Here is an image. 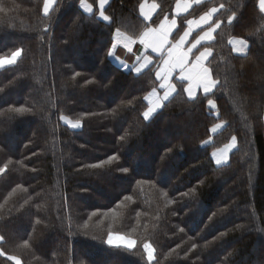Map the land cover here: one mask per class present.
<instances>
[{
  "label": "trees",
  "instance_id": "trees-1",
  "mask_svg": "<svg viewBox=\"0 0 264 264\" xmlns=\"http://www.w3.org/2000/svg\"><path fill=\"white\" fill-rule=\"evenodd\" d=\"M143 1L110 0L105 20L99 0H55L47 13L45 0H0V57L21 50L0 68V264H264L259 0H206L177 17L172 42L220 7L213 39L193 53L211 49L217 86L190 97L175 76V93L148 119L164 54L148 51L139 73L109 56L117 31L140 38L178 0H150L159 6L150 21ZM233 37L248 42L246 54ZM141 48L115 50L139 62ZM234 137L217 164L213 151ZM112 233L135 246L109 245Z\"/></svg>",
  "mask_w": 264,
  "mask_h": 264
},
{
  "label": "crops",
  "instance_id": "crops-1",
  "mask_svg": "<svg viewBox=\"0 0 264 264\" xmlns=\"http://www.w3.org/2000/svg\"><path fill=\"white\" fill-rule=\"evenodd\" d=\"M204 1H206V0H178L174 6V16L173 17H168V16L165 17L159 23V25L157 27L152 26V27L147 28L143 32L142 36L140 37L139 41H140L141 46L144 47V51H143V57L140 60V63L135 68V71L137 73L143 71L144 69H146L148 66H150L152 64L153 57L147 53L148 51L155 54V55L161 54L160 52L153 51L152 48L154 46H157L160 43V39L164 33H168L167 40H166L164 47H163V54L165 55V58L163 59L162 64L160 66V67H163V66L168 67V68H165L164 74H166L169 77L170 81L174 85L169 92L170 96L168 98H170L176 91V86L174 84L175 75H177L176 77L179 80L184 81L186 83V90L188 89L190 84L192 85L193 91H192L191 95L187 91V93L190 97H196L199 93H205L206 94V92L203 89V79H202L203 78V72H202L203 69L208 70L207 80L210 81L209 91L207 93H212L217 86V81L213 78L211 70L207 65V62H208V60L211 56V53H212L211 49L210 48H204V49L200 50V52L197 53L195 56L193 55V53L200 45L207 43L213 39L215 31L217 30V24L214 26H209V25L212 23V19H213L214 15L218 12L220 7H214L209 12L203 14L201 17L191 19L189 21L191 23L188 22V26H187L186 30L184 31V33L188 32L189 35L184 38L183 43H181V37L184 36V33L175 42H172V38H171L173 33L175 32V30L178 27L177 17L180 15L186 14L188 11L191 10V8L194 5L200 4ZM109 2H110V0H104V3L101 4V2L99 0V9H100L99 15L103 19H105L104 17H107V19H105V20H109V17L106 16L104 13V8L107 6V4ZM81 6L88 13H91L94 11V7L90 3H88L87 1H82ZM158 9H159L158 4L156 2H153L150 0H144L140 6L141 15L147 21H150L154 17V15L158 11ZM213 9H215V11H213ZM201 28H204V30L200 33V35L195 40L192 41V36H193L194 32L198 31ZM206 33L208 35H205ZM201 37H204V39H200ZM198 40L200 41L199 43H197ZM193 44H195L196 47L193 48L192 47ZM177 45H179V46L176 47ZM231 45H232L234 52L236 54H240V55L246 54L248 52V49H249L248 42L243 38L233 37L231 39ZM189 49H191V51H189ZM205 49L208 50V54L206 55V57L203 60H200L199 62H197L196 58L200 55V53L204 52ZM184 54H187L186 55L187 68L185 69V71L182 73L178 66L172 68L169 71V65H165L164 60H169L170 64H172L175 62V60L179 56L184 55ZM149 61H151V63H149ZM138 68L140 69L139 72L137 71ZM189 74L192 77L191 80L182 78V77H187ZM158 79H159V77H158ZM159 81H160V79H159ZM161 84L162 83L160 82V88L162 89ZM197 85H199V86H197ZM160 95H161V93H159V91L153 90L148 96V102H149V99H150V101L152 100V102H153V99H157L159 101ZM164 101L165 100H162L161 103L163 104ZM153 103H156V102H153ZM162 104H161V106H162Z\"/></svg>",
  "mask_w": 264,
  "mask_h": 264
},
{
  "label": "rangeland",
  "instance_id": "rangeland-1",
  "mask_svg": "<svg viewBox=\"0 0 264 264\" xmlns=\"http://www.w3.org/2000/svg\"><path fill=\"white\" fill-rule=\"evenodd\" d=\"M54 2H55V0H52V2L48 6V10L52 7V5L54 4ZM139 40H140V38L134 39L133 37H130L129 35H127L126 33L122 32V31H117L116 32V35H115V45H114V49L112 51V57L123 68H125V69H131L132 68V69L135 70V68L140 63V61L137 62V61L128 60L127 59V56L120 55V54L116 53L115 48L116 47H119L120 48V46H124V47L129 48L130 50L131 49L133 50V46H135L136 42L139 41ZM141 51L142 52L140 53L141 54L140 60L143 57L144 47L141 48ZM7 58H11V56L10 57H7ZM164 58H165V55H164L163 59ZM162 61H161V64H162ZM161 64H160V66H161ZM6 65H8V64H5L4 66H6ZM4 66H2V67H4ZM165 68H168V67L167 66H163V67L158 68V70H157V72H160L161 73V75L159 76V79H160V82L163 84V87H162L161 95L159 96V101L160 102L157 99H153V102H156V103H153L152 100L150 101V99H149V104H150L149 108L153 109V111L150 113L149 117H151L160 108V106L162 104L161 101L162 100H165L164 99L165 92L166 91L168 92V97H169L170 96L169 92L172 89V87L174 86L172 84V82L170 81L169 77L166 74H164ZM175 76H177V75H175ZM211 104H212L213 107H215V105H216L215 102H212ZM149 108H148V110H149ZM73 125L74 124H72V126ZM220 127H221V124L220 123L217 124V125H215L213 127V129H212L213 132H217ZM237 145H238L237 144V139L234 137V138H232V140L228 144H226V145H224V146H222L220 148L215 149L212 154H213V158L215 159L216 163H217V161H220V163H217V164H223V163L228 162L229 156H230L231 152L237 147ZM111 235L114 237L113 244L123 245V246H127V247H133L136 244V241H135L134 238L129 237V236H126L125 234L112 233ZM118 236H122L125 239L124 240H116L115 237H118ZM1 240H2V237L0 236V241ZM129 240L133 242V244L131 246H129L127 244V241H129ZM147 250H148V256H149V258L151 260H153L155 258V249L153 248V246L151 244H148ZM0 252H3V250H2L1 247H0ZM149 253H151V255H149ZM3 254H4V252H3ZM15 259L18 260V261H20L17 258H15Z\"/></svg>",
  "mask_w": 264,
  "mask_h": 264
},
{
  "label": "snow or ice",
  "instance_id": "snow-or-ice-1",
  "mask_svg": "<svg viewBox=\"0 0 264 264\" xmlns=\"http://www.w3.org/2000/svg\"><path fill=\"white\" fill-rule=\"evenodd\" d=\"M52 2V0H45V4H44V11L45 13L48 12V6L49 4ZM101 4L104 3V0H100ZM259 6L261 8L262 11H264V0H259ZM90 10V9H89ZM213 11H215V9H213ZM105 19H107V17H104ZM191 23V22H189ZM217 27H219V25H217ZM167 35L168 33H164L160 39V43L157 45V46H154L152 48L153 51H156V52H160L161 53V56L163 57V47H164V44L167 40ZM189 35L188 32H185L184 33V36L181 37V43H183L184 41V38L187 37ZM205 35H208L207 33ZM200 39H204V37H201ZM200 41L198 40L197 43H199ZM179 45H177L176 47H178ZM192 47H196L195 44L192 45ZM189 51H191V49H189ZM208 54V50L205 49L204 52L200 53V55L196 58L197 59V62H199L200 60H203L206 55ZM21 55V50H17L15 51L11 58H5V57H0V67L4 66L5 64H8V65H11L13 63H15L17 57H19ZM112 53L109 52V56H111ZM186 55L187 54H184V55H181L179 56L174 63L170 64L169 60H164V64L165 65H169V71L174 68V67H179L180 71L183 73L185 71V69L187 68V59H186ZM149 63H151V61H149ZM137 71L139 72L140 69L138 68ZM203 72V89L204 91L207 93L209 91V85H210V81L207 80V76H208V70L207 69H203L202 70ZM161 75L160 72H157V76L159 77ZM182 78H185V79H189L191 80L192 77L191 75L189 74L187 77H182ZM199 86V85H197ZM161 87H163V85H161ZM188 93L191 95L193 89H192V85L190 84L188 89H187ZM164 99L167 100L168 99V92L166 91L165 94H164ZM153 111V109L149 108L148 111L144 112L143 115H144V118L145 119H148L149 118V115L150 113ZM73 127H75V125H73ZM217 163H220V161H217ZM3 169H0V172H2ZM124 171L126 172L127 169H124ZM116 240H124L125 238L122 237V236H118V237H115ZM113 240H114V237L110 234L109 237H108V241L107 243L109 245H112L113 244ZM127 244L129 246H131L133 244L132 241H127ZM145 247L147 248L148 245H145ZM0 255H3V252H0ZM149 255H151V253H149Z\"/></svg>",
  "mask_w": 264,
  "mask_h": 264
}]
</instances>
